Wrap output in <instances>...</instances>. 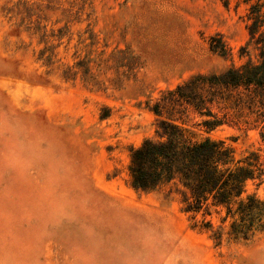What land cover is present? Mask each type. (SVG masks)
<instances>
[{
    "label": "rangeland",
    "instance_id": "rangeland-1",
    "mask_svg": "<svg viewBox=\"0 0 264 264\" xmlns=\"http://www.w3.org/2000/svg\"><path fill=\"white\" fill-rule=\"evenodd\" d=\"M246 13L242 0H0V264H264V233L235 242L215 213L203 230L175 189L129 176L131 149L156 136L148 103L245 62ZM216 35L231 57L210 51ZM263 135L209 136L264 161ZM247 192L264 199V183Z\"/></svg>",
    "mask_w": 264,
    "mask_h": 264
},
{
    "label": "trees",
    "instance_id": "trees-1",
    "mask_svg": "<svg viewBox=\"0 0 264 264\" xmlns=\"http://www.w3.org/2000/svg\"><path fill=\"white\" fill-rule=\"evenodd\" d=\"M242 2L249 35L240 51L245 62L223 72L194 75L148 103L157 121L156 136L131 149L129 165L132 188L151 192L172 187L183 213L192 220L202 215L201 229H213L206 218L215 213L222 225L229 223L227 234L235 242L264 233V199L247 192L248 182L264 183V161L260 151L236 158L231 145L209 135L224 126L264 129V0ZM209 45L213 54L232 56L221 35ZM77 66L85 76L90 74L89 68ZM223 230L213 236L218 244Z\"/></svg>",
    "mask_w": 264,
    "mask_h": 264
}]
</instances>
